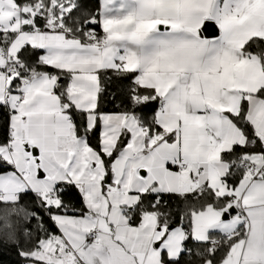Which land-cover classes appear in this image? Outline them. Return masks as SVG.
Masks as SVG:
<instances>
[{"label":"snow or ice","instance_id":"snow-or-ice-1","mask_svg":"<svg viewBox=\"0 0 264 264\" xmlns=\"http://www.w3.org/2000/svg\"><path fill=\"white\" fill-rule=\"evenodd\" d=\"M9 249L264 264V0H0Z\"/></svg>","mask_w":264,"mask_h":264},{"label":"trees","instance_id":"trees-1","mask_svg":"<svg viewBox=\"0 0 264 264\" xmlns=\"http://www.w3.org/2000/svg\"><path fill=\"white\" fill-rule=\"evenodd\" d=\"M108 110H114V106L110 103L107 104ZM0 264H22L21 258L16 254L15 251L0 250Z\"/></svg>","mask_w":264,"mask_h":264}]
</instances>
